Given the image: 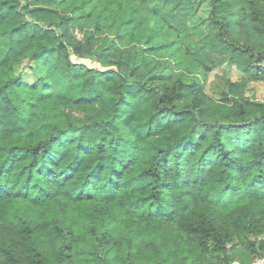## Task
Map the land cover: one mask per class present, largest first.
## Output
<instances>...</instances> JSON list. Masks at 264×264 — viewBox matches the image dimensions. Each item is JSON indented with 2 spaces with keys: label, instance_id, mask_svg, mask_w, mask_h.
<instances>
[{
  "label": "clouds",
  "instance_id": "9594fccd",
  "mask_svg": "<svg viewBox=\"0 0 264 264\" xmlns=\"http://www.w3.org/2000/svg\"><path fill=\"white\" fill-rule=\"evenodd\" d=\"M258 260L264 0H0V264Z\"/></svg>",
  "mask_w": 264,
  "mask_h": 264
},
{
  "label": "trees",
  "instance_id": "16d2710c",
  "mask_svg": "<svg viewBox=\"0 0 264 264\" xmlns=\"http://www.w3.org/2000/svg\"><path fill=\"white\" fill-rule=\"evenodd\" d=\"M102 2H111V0H102ZM73 10L75 11V9H73ZM33 11H34V12H40V13H43V12H46V11H48V10H47V9H43V8H39V9H34ZM88 15L90 16L91 13H89ZM126 23H127V24H131V21H127ZM133 31H134V36H130L129 39H136V40L138 41L139 38H140L142 35H144V36L147 37V38L144 40V43H145L146 45H148V46L145 47V48H143V49H140V50H139L141 55H153V56H161V57H162V56H164V55L169 54V53H168V50L164 47V45H162V44H156L155 42H151V43H150V41H152V35H151V33H152V29H151L150 25H148V24H144V25L141 26L140 31H138V32L135 31V30H133ZM117 38L119 39V38H121V37H120V36H117ZM133 47H135V44L133 45ZM153 79H155V78H153ZM34 150H35V149H33V151H34ZM17 211H20V210L17 209ZM44 214H45L49 219H51V217H52L53 214H54V210H51V209L46 210V211L44 212ZM100 228H105V229H106V224H105L104 222H100V223L97 224L96 228L93 229L92 231H99ZM120 231H121V232H124V231H126V229L121 228ZM106 234H107V229H106L104 235H106ZM145 235L148 236V237H150V238L153 236V234L150 233V232H149V233H146ZM158 243H159V240H156V244H158ZM123 249H124V245L121 244V250L123 251Z\"/></svg>",
  "mask_w": 264,
  "mask_h": 264
},
{
  "label": "built area",
  "instance_id": "2783aa9c",
  "mask_svg": "<svg viewBox=\"0 0 264 264\" xmlns=\"http://www.w3.org/2000/svg\"><path fill=\"white\" fill-rule=\"evenodd\" d=\"M257 264H264V261L258 260Z\"/></svg>",
  "mask_w": 264,
  "mask_h": 264
},
{
  "label": "rangeland",
  "instance_id": "374dc122",
  "mask_svg": "<svg viewBox=\"0 0 264 264\" xmlns=\"http://www.w3.org/2000/svg\"><path fill=\"white\" fill-rule=\"evenodd\" d=\"M84 62H85V63H88V61H86V60H85Z\"/></svg>",
  "mask_w": 264,
  "mask_h": 264
}]
</instances>
